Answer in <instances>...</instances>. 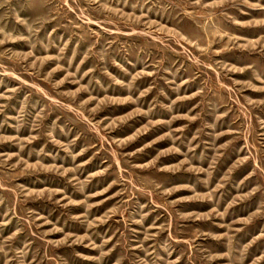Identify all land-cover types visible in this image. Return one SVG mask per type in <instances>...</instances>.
Instances as JSON below:
<instances>
[{
    "label": "rangeland",
    "instance_id": "rangeland-1",
    "mask_svg": "<svg viewBox=\"0 0 264 264\" xmlns=\"http://www.w3.org/2000/svg\"><path fill=\"white\" fill-rule=\"evenodd\" d=\"M0 264H264V0H0Z\"/></svg>",
    "mask_w": 264,
    "mask_h": 264
}]
</instances>
